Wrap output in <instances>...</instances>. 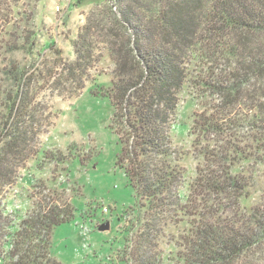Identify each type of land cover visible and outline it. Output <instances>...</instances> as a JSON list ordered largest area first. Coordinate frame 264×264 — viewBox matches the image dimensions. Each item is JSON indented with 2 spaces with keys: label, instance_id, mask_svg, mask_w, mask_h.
Wrapping results in <instances>:
<instances>
[{
  "label": "trees",
  "instance_id": "trees-1",
  "mask_svg": "<svg viewBox=\"0 0 264 264\" xmlns=\"http://www.w3.org/2000/svg\"><path fill=\"white\" fill-rule=\"evenodd\" d=\"M159 3L120 9L130 51L125 52L124 46L115 49L116 42L109 46L118 72L109 88L96 84L113 107L112 128L122 144L118 163L135 190L140 212H146H139L142 231L124 258L132 264H235L264 237L261 206L239 215V201L249 184L243 170L236 171L243 164H264V41L259 47H247L244 41L251 34L264 39V0ZM139 8L150 15L147 23ZM201 21L222 30L210 58L221 55L232 60L233 67L208 78L198 75L194 83L196 98L204 99L191 127L199 163L182 202L177 189L185 171L171 134L179 94L191 82L189 66L196 60L198 44L190 36ZM97 25L90 19L73 42L76 61L69 67L73 75L80 70L81 78L88 76ZM108 31V37L118 38L114 27ZM175 35L177 41L172 43ZM16 101L12 100V108ZM4 134L7 129L0 139ZM13 143L5 148L8 152L17 145ZM18 213H8L0 202V264H62L52 254L51 236L56 227L73 218L72 207L54 199L35 203L25 215ZM181 223L188 229L176 240L180 250L166 258L159 239L166 227Z\"/></svg>",
  "mask_w": 264,
  "mask_h": 264
},
{
  "label": "rangeland",
  "instance_id": "rangeland-1",
  "mask_svg": "<svg viewBox=\"0 0 264 264\" xmlns=\"http://www.w3.org/2000/svg\"><path fill=\"white\" fill-rule=\"evenodd\" d=\"M159 1L0 0V135L7 129L0 139V202L12 215L17 211L25 215L35 203L54 199L71 206L73 218L56 227L51 236L52 254L62 264H132L126 258L142 231L138 221L142 217L135 190L118 163L122 144L112 128V104L96 84L109 88L118 72L109 46L116 42L115 49L124 46L125 52L130 51L120 9ZM137 10L143 21L150 18ZM90 19L98 24L95 57L88 65V76L81 78L80 70L73 75L69 67L76 61L73 42ZM200 24L190 36L198 44L196 60L189 66L191 82L179 94L177 123L171 134L185 171L177 189L182 202L199 163L191 127L204 99L196 98L194 83L198 75L208 78L233 67V61L221 55L210 58L222 30ZM113 27L118 38L107 36ZM244 39L247 47H259L264 41L256 34ZM12 141L17 145L8 152L5 148ZM242 170L249 188L239 201V215L253 207L264 209V164L236 167L238 173ZM187 229L182 223L165 228L159 243L166 258L180 250L176 240ZM235 264H264V237Z\"/></svg>",
  "mask_w": 264,
  "mask_h": 264
},
{
  "label": "water",
  "instance_id": "water-1",
  "mask_svg": "<svg viewBox=\"0 0 264 264\" xmlns=\"http://www.w3.org/2000/svg\"><path fill=\"white\" fill-rule=\"evenodd\" d=\"M106 228H108V226H105V227H103L102 229H106Z\"/></svg>",
  "mask_w": 264,
  "mask_h": 264
}]
</instances>
